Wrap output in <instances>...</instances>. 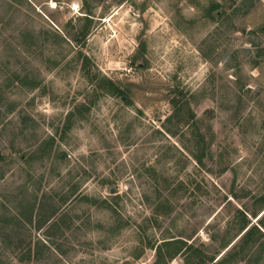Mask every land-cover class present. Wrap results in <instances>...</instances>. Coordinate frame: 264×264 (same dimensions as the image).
<instances>
[{
	"label": "rangeland",
	"instance_id": "1",
	"mask_svg": "<svg viewBox=\"0 0 264 264\" xmlns=\"http://www.w3.org/2000/svg\"><path fill=\"white\" fill-rule=\"evenodd\" d=\"M262 195L264 0H0V264H264Z\"/></svg>",
	"mask_w": 264,
	"mask_h": 264
},
{
	"label": "trees",
	"instance_id": "2",
	"mask_svg": "<svg viewBox=\"0 0 264 264\" xmlns=\"http://www.w3.org/2000/svg\"><path fill=\"white\" fill-rule=\"evenodd\" d=\"M85 2V5L87 6L88 5V0H84ZM220 5L216 2L210 4V6L206 9V13H207V16L208 17H213V13L215 11H217L219 9ZM90 12V10H88ZM89 15H91L90 13H88L87 16H85V19H86V22L87 24L84 26L83 30L80 31V35H82L83 38L86 37L87 35V32L89 31V28H90V18H89ZM86 62L84 63V68L87 69L88 67V59L86 58L85 59ZM103 87L107 88L111 93L115 94V95H118V96H127V93L125 91H122L120 88H118L116 86V84L111 81V80H105L104 82H102V85ZM174 103V108L176 112V114L179 112L177 110V106ZM190 118H194V114L191 112L190 114ZM199 142L203 144V147H202V152L200 155H197L196 156V159L198 161L199 164H203V160H204V157L206 155V151H207V145H206V140H205V137L202 136V135H199ZM258 201L264 206V195H262ZM248 228V222L246 221L244 226L242 227V230L244 231L245 229ZM257 230L256 227H249L246 232L244 233V238L245 240L246 239H249L252 237L254 231ZM167 248L169 251H168V255L170 257V259H173L175 258L177 255H179L184 249L185 251L188 253V257L187 259L190 257V258H193V256H196L198 258V261H199V264H204L205 262V259H203V254L202 252L198 249V248H195L194 246L192 245H189L184 242L183 240H168V241H164L162 242L158 247H157V258H156V261L154 264H162L163 261H164V256H165V252H164V249ZM214 259H212L211 261H213ZM217 264H223V260H219L216 262Z\"/></svg>",
	"mask_w": 264,
	"mask_h": 264
},
{
	"label": "built area",
	"instance_id": "3",
	"mask_svg": "<svg viewBox=\"0 0 264 264\" xmlns=\"http://www.w3.org/2000/svg\"><path fill=\"white\" fill-rule=\"evenodd\" d=\"M74 9H76L75 6H74Z\"/></svg>",
	"mask_w": 264,
	"mask_h": 264
}]
</instances>
